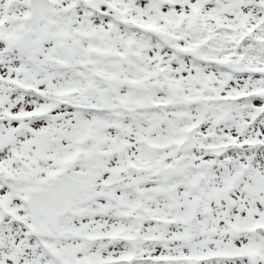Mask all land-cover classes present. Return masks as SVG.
<instances>
[{
  "label": "snow or ice",
  "instance_id": "snow-or-ice-1",
  "mask_svg": "<svg viewBox=\"0 0 264 264\" xmlns=\"http://www.w3.org/2000/svg\"><path fill=\"white\" fill-rule=\"evenodd\" d=\"M0 264H264V0H0Z\"/></svg>",
  "mask_w": 264,
  "mask_h": 264
}]
</instances>
